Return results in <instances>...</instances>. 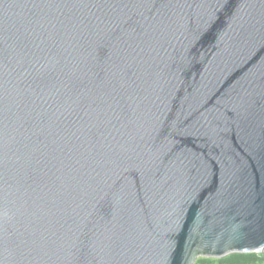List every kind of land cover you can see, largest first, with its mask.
<instances>
[{
	"label": "water",
	"instance_id": "water-1",
	"mask_svg": "<svg viewBox=\"0 0 264 264\" xmlns=\"http://www.w3.org/2000/svg\"><path fill=\"white\" fill-rule=\"evenodd\" d=\"M264 251V0H0V264Z\"/></svg>",
	"mask_w": 264,
	"mask_h": 264
},
{
	"label": "trees",
	"instance_id": "trees-1",
	"mask_svg": "<svg viewBox=\"0 0 264 264\" xmlns=\"http://www.w3.org/2000/svg\"><path fill=\"white\" fill-rule=\"evenodd\" d=\"M194 264H264L263 252H233L222 257H197Z\"/></svg>",
	"mask_w": 264,
	"mask_h": 264
}]
</instances>
